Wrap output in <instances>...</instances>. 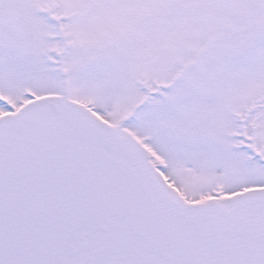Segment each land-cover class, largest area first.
<instances>
[{
	"label": "snow or ice",
	"instance_id": "snow-or-ice-1",
	"mask_svg": "<svg viewBox=\"0 0 264 264\" xmlns=\"http://www.w3.org/2000/svg\"><path fill=\"white\" fill-rule=\"evenodd\" d=\"M0 264H264V0H0Z\"/></svg>",
	"mask_w": 264,
	"mask_h": 264
}]
</instances>
